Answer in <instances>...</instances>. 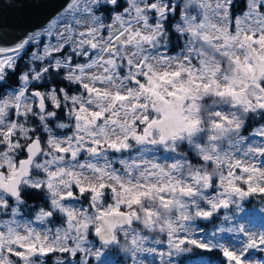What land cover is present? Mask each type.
<instances>
[{"label":"snow or ice","instance_id":"6c2138e0","mask_svg":"<svg viewBox=\"0 0 264 264\" xmlns=\"http://www.w3.org/2000/svg\"><path fill=\"white\" fill-rule=\"evenodd\" d=\"M157 260L264 264V0H0V264Z\"/></svg>","mask_w":264,"mask_h":264},{"label":"water","instance_id":"95a60500","mask_svg":"<svg viewBox=\"0 0 264 264\" xmlns=\"http://www.w3.org/2000/svg\"><path fill=\"white\" fill-rule=\"evenodd\" d=\"M7 2H8V0H5V3H7ZM18 14L19 13L16 12L15 10L4 9V16H5L6 20H11Z\"/></svg>","mask_w":264,"mask_h":264},{"label":"rangeland","instance_id":"374dc122","mask_svg":"<svg viewBox=\"0 0 264 264\" xmlns=\"http://www.w3.org/2000/svg\"><path fill=\"white\" fill-rule=\"evenodd\" d=\"M146 259L149 260V261H153L154 260V258L153 257H150V256L147 257ZM156 264H158V260L156 261Z\"/></svg>","mask_w":264,"mask_h":264}]
</instances>
